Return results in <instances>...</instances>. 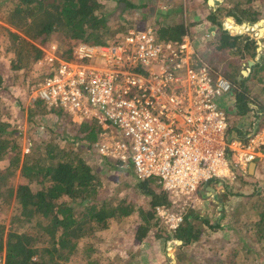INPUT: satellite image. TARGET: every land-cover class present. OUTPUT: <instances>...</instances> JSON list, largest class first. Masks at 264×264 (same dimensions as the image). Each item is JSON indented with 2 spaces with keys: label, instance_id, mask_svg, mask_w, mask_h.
<instances>
[{
  "label": "trees",
  "instance_id": "trees-1",
  "mask_svg": "<svg viewBox=\"0 0 264 264\" xmlns=\"http://www.w3.org/2000/svg\"><path fill=\"white\" fill-rule=\"evenodd\" d=\"M106 1L114 2L116 5L110 13L106 10L103 0H3L0 2L2 5L0 11L4 9L2 13L5 22L20 32L21 35L10 33L19 44L27 46L25 39H28L46 45L54 35L63 33L73 42L66 45L64 55L66 59L74 60L75 47L80 44L105 46L124 39L110 36L111 31L117 28L115 25L119 26L120 22L122 24L126 22L124 17L126 11L141 7L132 0ZM235 1H224L226 5L227 3L231 5L228 16L234 17L239 23L237 27L227 24V30H223L222 20L218 15L220 10L226 8L221 6L214 11L209 9L210 5L205 6L206 21L217 26V32L210 36V40L205 45V53H208L210 62L208 59L205 60L214 76L222 75L231 83V93L225 98L227 104L234 103V116L248 114L254 116L255 122L246 132L230 126L232 127L229 129L230 137L245 139V136L252 131L264 127V102L257 103L252 97L254 90L259 92L257 97L264 96V54L259 61H256L258 41L256 42L251 35L230 34L231 31L242 35L243 27L247 24L245 20L251 24H257L261 20L259 12L251 9V5L257 0H245L238 4H235ZM142 7L146 11L141 19L145 20L151 11L146 4ZM116 11H120L117 17L120 22L117 23V19H111ZM185 11L186 8L183 6H175L169 8L167 12H155L157 16L175 20L172 24L159 26L158 34L161 40L178 41L189 31L190 25L186 21L187 11ZM179 15L181 17L176 20ZM259 38L261 41L264 40V31ZM42 54L41 50L36 49L35 53L29 54L27 58L33 57L32 60L35 61L41 58ZM21 58L19 57L18 60ZM215 59H218L219 63L225 62L227 68L219 69L214 64ZM32 60H26L24 66L19 61L14 66V70L20 71ZM250 62L254 65L250 66ZM244 70H250L247 76L243 74ZM6 94L14 99L18 97L19 92L10 89ZM229 106L231 107L230 104L224 107V110H230ZM53 112L59 118L62 116L61 111L53 110ZM11 127L10 123L0 120V161L8 159V166L0 169V260L4 259L5 264L66 263L77 253L81 240L91 238L98 231L107 229L111 222L118 218L129 217L134 212L135 206L127 203L126 200L112 204L111 199L100 197L102 184L94 168L86 161L82 151L74 150V144L79 138L71 140L66 137V140L70 141L68 148L62 147L56 141H42L41 145L31 148V154H26L22 158L21 145L18 136H15L17 132ZM85 129L89 127L86 126ZM80 139H83L87 150L91 153L94 133L91 132L89 136ZM108 164L114 165V162L109 161ZM18 167L21 170L20 181L15 186L10 184L12 183L10 178L15 175ZM33 181L43 188L34 192L30 187ZM135 188L140 194L151 199L149 215L151 217L145 215L147 224L139 228L138 239L151 231V221L154 220L155 225H153L158 232L166 236L168 241L170 237L166 229L159 228L160 221L156 215V208L170 205V194L163 190L156 179H137ZM230 190L233 191L231 186ZM260 195L261 191L258 190L255 196L261 201L255 205L257 219L251 221L248 218L244 228L246 232L253 229L254 241L260 244L262 248L260 250L264 252V198ZM12 202L15 207L7 224L4 220L6 212L3 211ZM74 204L83 211L78 214ZM198 218L195 220H199ZM185 222L186 225L175 233V238L181 241L183 246L199 241L204 234L203 230L196 229L200 226L194 225V220L187 219ZM195 223L210 225L207 220ZM10 224L11 227L8 228ZM211 227L216 228L218 225ZM245 242L241 243L242 245L238 243L235 247H229L226 252L234 264L241 261L242 253L253 251ZM41 245H45V248ZM43 253L48 258H44L41 255ZM90 264H100V262L94 259Z\"/></svg>",
  "mask_w": 264,
  "mask_h": 264
},
{
  "label": "rangeland",
  "instance_id": "rangeland-1",
  "mask_svg": "<svg viewBox=\"0 0 264 264\" xmlns=\"http://www.w3.org/2000/svg\"><path fill=\"white\" fill-rule=\"evenodd\" d=\"M224 1L132 0L137 6L141 7L126 11L127 13L124 15L126 22L123 24L117 19L120 11L114 12L111 19H117L116 23L120 22V25H115L117 28L111 31L110 36L122 39L131 32L153 29L159 37V26L161 24H172L175 20L157 16L155 12H167L169 8L183 6L188 12L186 21L191 27L189 34L196 47H199L198 53L204 60L208 59L210 62L207 57L208 53H205V45L210 37L205 35H214L217 32V26L212 25L210 21H206L205 6L210 5L211 8L209 9L214 11L221 8V6L226 8V10H220L218 14L222 20L223 30H227V24L235 27L239 25L234 17L228 16L231 5L228 3L226 5ZM243 2L245 0H236L235 4ZM103 3L106 4V10L109 13L116 7L114 2L103 0ZM144 4L149 6L151 13L145 20H142L141 18H143L146 11L142 7ZM0 7H2L1 4ZM251 9L259 12L261 20L257 24H251L245 20L247 24L244 25V32H241V34L242 36L251 35L256 42L258 41L259 44L256 43L259 46L256 61H259V58L264 54V44L262 43L264 40L261 41L259 38L261 32L264 31V0L255 1L251 5ZM2 12L0 13V120L10 123L11 128L17 132L15 136H18L21 145L22 158L26 154H31V148L34 149L38 144L41 145L40 142L42 141H56L62 147L68 148L70 141L66 140V137L71 140L77 137L79 141L77 140L74 144V150L82 151L85 154L86 161L94 168L102 184L100 197L111 199L112 204H119L121 200H126L127 203L135 206L134 212L129 217L118 218L116 221L111 222L107 229L98 231L91 238L81 240L77 253L68 262L62 264H90L94 259H98L100 264H234L226 252L229 247H235L238 243L242 245L241 243L245 241L253 251L249 252L248 250V253H242L240 256L241 261L237 264H264V252L260 250L262 249L260 244L254 241L253 229L246 232V228H244V223L247 222L248 218L251 221L257 219L255 205L261 200L256 198V192L260 190V196L264 198V169L263 174H257L255 165L259 157L252 160L244 171L238 172L234 179L225 180L223 189H220L221 185H218L220 181L213 182L210 186L214 187V195L210 200L209 195L207 196L208 191L205 188L208 183L197 192L199 197L202 196L204 199L191 200L188 213L189 220H194V225L201 227H196L197 230L204 231L199 241L183 246L182 242L175 238V233L167 231L168 229L166 231L170 239L167 241L166 236L157 231L154 220L151 221V231L143 238L138 239L139 228L147 224L144 217L145 215L148 217L151 212V199L136 190L135 186L138 178L134 167L130 163L118 164L109 159V156H111L109 153L113 151L117 142V134L110 128L101 127L95 121H92L90 125L80 124L78 117L69 114L60 107H52L42 101L32 103V97L35 95L33 89L58 67L59 59L68 61L64 55L65 48L69 42L71 44L73 42L62 33L54 35L46 45H40L28 39H25L28 43L27 46L21 45L10 34L18 35L20 32L5 22ZM180 17L181 15L177 16L176 20ZM197 23L202 25H195ZM259 23L263 24L262 27L258 26ZM232 33L240 35V33L234 32L230 34ZM78 46L75 47L74 56ZM36 49L43 52L41 58L35 61L32 60L33 57L28 59L27 56L29 54L33 55ZM19 57H22L21 60H18ZM26 60L32 61L20 71L14 70L16 63L20 61L19 63L24 66ZM69 61L74 62L75 58ZM87 63L98 65L95 60H88ZM214 64L219 69L227 68L226 63H219L218 59L214 60ZM249 72L250 70H244L243 74L247 76ZM10 89L19 92L17 98L14 97L13 99L7 96L6 92ZM258 93V90H254L252 95L254 101L257 103L264 102V96L257 97ZM227 105L226 98L222 99L221 107L224 109ZM53 110L61 111L62 116L59 118ZM233 110L232 108L228 111L225 110L229 117V129L233 127L239 128L243 132L248 131L255 122L254 116L248 114L239 119L234 116ZM86 126L89 129L86 130ZM91 132L94 133V143L90 153L83 139L80 138L89 136ZM253 132L246 136L251 135ZM242 139L245 141L244 138ZM109 161L114 162V165H109ZM251 164L254 170L253 173L249 171ZM7 166V158L0 161V169ZM15 171V175L10 178V181L12 179L10 184L17 186L20 181L21 170L18 167ZM227 185H230L233 191L227 188ZM30 187L34 192L43 188L36 181L31 182ZM74 206L78 214L83 211L77 204H74ZM14 207L15 204L12 202L3 211L6 212V216L2 220H6L7 224H9ZM196 218L199 220H195ZM204 220H207L210 225L203 226L195 223L196 221L204 222ZM185 225L186 222L182 226ZM216 225L218 227H211ZM9 227H11V224L8 225ZM159 228L165 229L160 224ZM41 246L45 248V245ZM258 254L262 255L258 256ZM41 255L48 258L45 253ZM0 264H5L4 259L0 260Z\"/></svg>",
  "mask_w": 264,
  "mask_h": 264
},
{
  "label": "built area",
  "instance_id": "built-area-1",
  "mask_svg": "<svg viewBox=\"0 0 264 264\" xmlns=\"http://www.w3.org/2000/svg\"><path fill=\"white\" fill-rule=\"evenodd\" d=\"M74 58L59 59L33 89L32 103L112 129L109 159L130 163L139 180L156 179L170 194V205L156 208L167 231L189 220L191 200L206 183L234 179L262 155L264 127L245 141L229 136L221 100L232 85L214 76L189 32L178 41L161 40L153 29L131 32L118 43L80 44Z\"/></svg>",
  "mask_w": 264,
  "mask_h": 264
},
{
  "label": "crops",
  "instance_id": "crops-1",
  "mask_svg": "<svg viewBox=\"0 0 264 264\" xmlns=\"http://www.w3.org/2000/svg\"><path fill=\"white\" fill-rule=\"evenodd\" d=\"M211 8V7H210ZM170 13H171V11H169ZM187 15H188V12H187ZM200 25H202V24H198V26H200ZM191 28V27H190ZM207 31V30H206ZM189 32V31H188ZM207 34V33H206ZM206 36V35H205ZM230 105H231V107L229 106V108L231 109L232 108V110H233V107H234V103L232 104V103H229ZM228 104V105H229ZM227 105V106H228ZM236 118H239V119H242L244 116H235ZM259 157V158H258ZM257 158V161H256V163H255V165H256V172H257V174H263V169H264V151H263V153H262V155L261 156H258ZM249 171L251 172V173H253V166H252V164L250 165V167H249ZM213 182H215V181H210V182H208V186H206L205 188L207 189V191H208V193H207V196H208V198H209V200H210V198H212V196L214 195V187L213 186H210V185H212V183ZM207 184V183H206ZM218 185H221V187H220V189H223V183H218ZM227 188H230V186L229 185H227ZM194 199L195 200H203L204 198H202V196H201V198L199 197V195L196 193L195 195H194ZM201 203H202V201H201Z\"/></svg>",
  "mask_w": 264,
  "mask_h": 264
},
{
  "label": "water",
  "instance_id": "water-1",
  "mask_svg": "<svg viewBox=\"0 0 264 264\" xmlns=\"http://www.w3.org/2000/svg\"><path fill=\"white\" fill-rule=\"evenodd\" d=\"M262 25H263L262 23H259V24H258L259 27H262ZM239 36H242V35H239ZM257 45H258V44H257ZM257 45H256V46H257ZM258 48H259V46H257V49H258ZM252 65H254V64H253L252 62H250V66H252Z\"/></svg>",
  "mask_w": 264,
  "mask_h": 264
},
{
  "label": "bare ground",
  "instance_id": "bare-ground-1",
  "mask_svg": "<svg viewBox=\"0 0 264 264\" xmlns=\"http://www.w3.org/2000/svg\"><path fill=\"white\" fill-rule=\"evenodd\" d=\"M230 33H231V31H230ZM233 34V33H232Z\"/></svg>",
  "mask_w": 264,
  "mask_h": 264
}]
</instances>
